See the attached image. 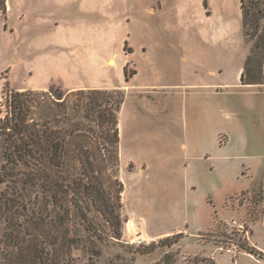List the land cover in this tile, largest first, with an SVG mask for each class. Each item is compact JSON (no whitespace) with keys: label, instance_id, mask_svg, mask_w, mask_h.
<instances>
[{"label":"rangeland","instance_id":"374dc122","mask_svg":"<svg viewBox=\"0 0 264 264\" xmlns=\"http://www.w3.org/2000/svg\"><path fill=\"white\" fill-rule=\"evenodd\" d=\"M242 23L241 0H8L0 13V122L17 92L125 95L122 238L82 233L101 249L98 264H154L166 252L179 264H264L237 245L264 256V56ZM7 144L0 135V176ZM30 170L15 162L0 182L29 209ZM168 237L177 243L143 253Z\"/></svg>","mask_w":264,"mask_h":264},{"label":"trees","instance_id":"16d2710c","mask_svg":"<svg viewBox=\"0 0 264 264\" xmlns=\"http://www.w3.org/2000/svg\"><path fill=\"white\" fill-rule=\"evenodd\" d=\"M7 2L0 0V13L6 14ZM241 10L243 35L264 56V0H241ZM245 74L242 83L254 84L245 82ZM53 95L52 102L45 100V92L31 98L23 92L11 95L13 113L0 122V135L8 141L0 182L8 183L10 164L24 163L31 168L30 184L37 190L30 209L25 198L18 205L0 194V264H98L101 249L93 242L86 244L82 233L101 243L122 238L119 113L125 95L79 90L73 102L64 99V93ZM28 104L40 109L32 122L27 120ZM20 207L23 212L17 217ZM173 237L142 251L150 254L171 247L177 243ZM237 245L264 261L263 254L246 242ZM154 264H179L177 254L166 252ZM182 264L218 263L195 256Z\"/></svg>","mask_w":264,"mask_h":264},{"label":"bare ground","instance_id":"6f19581e","mask_svg":"<svg viewBox=\"0 0 264 264\" xmlns=\"http://www.w3.org/2000/svg\"><path fill=\"white\" fill-rule=\"evenodd\" d=\"M112 63H114V61H112Z\"/></svg>","mask_w":264,"mask_h":264},{"label":"crops","instance_id":"0c3cea01","mask_svg":"<svg viewBox=\"0 0 264 264\" xmlns=\"http://www.w3.org/2000/svg\"><path fill=\"white\" fill-rule=\"evenodd\" d=\"M43 90H45V89H43Z\"/></svg>","mask_w":264,"mask_h":264}]
</instances>
